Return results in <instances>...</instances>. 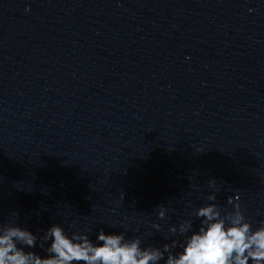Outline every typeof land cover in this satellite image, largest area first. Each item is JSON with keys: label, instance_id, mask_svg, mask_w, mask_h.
Segmentation results:
<instances>
[{"label": "clouds", "instance_id": "1", "mask_svg": "<svg viewBox=\"0 0 264 264\" xmlns=\"http://www.w3.org/2000/svg\"><path fill=\"white\" fill-rule=\"evenodd\" d=\"M209 187L216 189V181L210 180ZM218 191V189H216ZM215 191L207 197L215 201ZM238 199V198H237ZM233 205L232 211L222 210L209 203L195 210V217L200 218L198 231H191V219L171 226L173 235L187 236L183 250L173 254L172 249L178 241L165 243L162 248L141 247V239H126L123 232L106 234L100 230L97 235L99 244H94L88 235L73 232L71 236L64 229L53 224L44 233L40 247L46 248L48 255L42 257L25 248L36 246L37 236L15 223L16 213L9 217L8 223H0V264H159L167 258L165 264H264V224L253 229L246 220L240 204L228 198ZM168 211L163 205L158 208V219H164ZM153 228L160 230L159 224Z\"/></svg>", "mask_w": 264, "mask_h": 264}]
</instances>
